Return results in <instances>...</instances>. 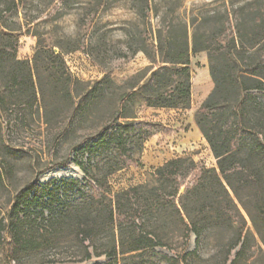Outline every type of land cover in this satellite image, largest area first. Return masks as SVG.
Segmentation results:
<instances>
[{
	"label": "rangeland",
	"instance_id": "rangeland-1",
	"mask_svg": "<svg viewBox=\"0 0 264 264\" xmlns=\"http://www.w3.org/2000/svg\"><path fill=\"white\" fill-rule=\"evenodd\" d=\"M154 1L159 16L174 15L187 20L204 9L221 15L231 3L244 0ZM139 4L134 0H65L63 3L27 0L18 9L13 18L20 25H11L12 28L20 27L16 55L20 60H28L32 67L36 101L24 105V89L4 88L0 83V220L4 218L8 222L12 205L29 183H45L52 178L59 183L61 178H76L85 188H72L63 193L62 198L71 201L80 197L89 189L86 184L94 185V182L73 163L75 158L85 165H93L92 170L95 165L102 168L108 157L114 158L112 162L118 158V151L112 144L98 152L89 150L88 146L100 134L108 132L116 121L124 120L119 117L118 100L126 90L124 83L150 65L141 51L125 59L129 54L126 30L137 33L146 28L145 20L137 11ZM159 16L151 13L146 20L154 26ZM35 17L33 23L24 21ZM52 50L59 54L54 62L48 57ZM189 68L191 97L188 108L151 107L139 97L133 99L128 115L133 120L147 122V126L130 139L133 163L108 175L111 196L132 186L156 183L155 169L176 157L192 159L197 166L184 179L177 196L183 192L184 185L192 184L199 168H214L218 172L209 145L194 122L195 110L213 87L206 52L192 54ZM89 91L88 105L79 107ZM69 168L75 174L62 172ZM106 170L101 169V173ZM203 177L205 182L215 186L213 173L203 174ZM59 194L61 198V192ZM202 195L203 190L195 191L194 197L188 195L186 204L191 217L201 216L197 208H202L193 199ZM230 196L234 205H229V213L217 219L220 203L217 195H212L205 212L209 218L208 227L195 254L182 259L184 254L195 249V236L184 229L179 213L170 206L153 215V219L157 218L163 243L157 245L154 252L121 255L117 264H168L160 254L178 257L180 264H231L244 235L245 249L235 264H264V244L240 204L231 193ZM175 203L180 208L177 197ZM237 210L243 216L244 229L238 245L230 249L237 239L235 219L240 220ZM180 214L188 221L182 210ZM40 223L45 231L41 235L35 233L36 248L20 252L17 259L9 254L8 231L2 232L0 264H93L106 260L104 255H92L89 260L74 261L82 257L83 249L71 219L51 229L45 227L44 220ZM128 231L124 229L120 234L115 229L117 244H128ZM111 240L110 232L101 231L97 241L106 245ZM48 259L58 261L47 263Z\"/></svg>",
	"mask_w": 264,
	"mask_h": 264
},
{
	"label": "trees",
	"instance_id": "trees-1",
	"mask_svg": "<svg viewBox=\"0 0 264 264\" xmlns=\"http://www.w3.org/2000/svg\"><path fill=\"white\" fill-rule=\"evenodd\" d=\"M26 1L0 0V83L4 88L24 89L23 104L32 105L36 101L32 67L28 60L17 58L20 27L11 26L20 25L13 17ZM51 1L63 3L65 0ZM134 1L140 3L137 11L145 20L146 28L137 33L126 30L129 54L125 59L141 51L150 65L124 83L126 90L118 98L119 117L124 120L116 121L108 132L100 134L88 146L89 150L98 152L112 144L118 151V158L112 162L114 158L108 157L102 168L95 165L94 170L93 165H85L75 158L73 163L93 180L94 185L87 183L89 189L71 201H64L62 194L72 188H85L79 179L61 178L57 183L52 178L45 183L27 184L10 209L8 222L4 218L0 220V236L4 230L9 233L8 250L12 259H17L22 251L36 248L35 233L41 235L45 231L40 226L42 220L49 229L66 219L74 222L83 249L82 257L74 261L104 255V262L93 264H117L121 255L154 252L163 242L157 218L153 219V215L173 206L184 229L195 236L196 247L182 256L185 260L186 255L195 254L208 227L209 218L205 212L212 195L219 199L216 218L220 219L229 213V205L233 204L230 193L264 244V0L231 3L221 15L209 9L199 10L187 20L174 15L159 16L154 0ZM151 13L159 16L154 26L146 20ZM35 20L36 17L24 21L30 24ZM201 51L206 52L213 87L195 110L194 122L209 145L218 172L214 168H199L192 184L184 185L183 192L177 196L184 179L197 166L192 159L176 157L155 169L156 183L132 186L111 196L108 175L133 163L130 139L147 126V122L133 120L128 115L133 99L139 97L151 107L188 108L190 56ZM48 57L54 62L59 54L52 50ZM67 93L71 94L68 90ZM89 93L79 107L88 105ZM101 169L107 170L101 173ZM208 173L214 174V187L204 181L203 174ZM197 190H203L204 195L193 199L202 208H197L201 216L194 218L189 215L186 201L188 195L194 197ZM176 197L180 208L176 206ZM180 210L188 221L181 216ZM237 215L240 219H235L237 239L230 249L238 245L243 234V216L238 210ZM115 229L120 234L129 229L128 244L116 243ZM101 231L111 233L112 240L106 245L97 241ZM245 239L244 235L231 264H235L244 251ZM85 240L88 244H84ZM160 256L168 264H180L178 257ZM57 261L46 260L47 263Z\"/></svg>",
	"mask_w": 264,
	"mask_h": 264
},
{
	"label": "bare ground",
	"instance_id": "bare-ground-1",
	"mask_svg": "<svg viewBox=\"0 0 264 264\" xmlns=\"http://www.w3.org/2000/svg\"><path fill=\"white\" fill-rule=\"evenodd\" d=\"M198 86V85H197ZM63 173L65 174H69V175H73L75 174L73 169L69 168V169H65V170H62ZM88 264V263H87Z\"/></svg>",
	"mask_w": 264,
	"mask_h": 264
}]
</instances>
